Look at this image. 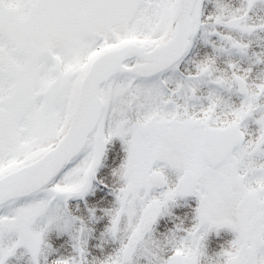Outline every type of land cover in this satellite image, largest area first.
<instances>
[{
  "label": "snow or ice",
  "instance_id": "6c2138e0",
  "mask_svg": "<svg viewBox=\"0 0 264 264\" xmlns=\"http://www.w3.org/2000/svg\"><path fill=\"white\" fill-rule=\"evenodd\" d=\"M0 264H264V0H0Z\"/></svg>",
  "mask_w": 264,
  "mask_h": 264
},
{
  "label": "flooded vegetation",
  "instance_id": "af4514ba",
  "mask_svg": "<svg viewBox=\"0 0 264 264\" xmlns=\"http://www.w3.org/2000/svg\"><path fill=\"white\" fill-rule=\"evenodd\" d=\"M212 238H215L216 242L214 243L213 246H208V255L209 256L213 255L215 252L220 251V246L227 244L234 237H233V234H231L229 231L223 230L220 232L219 236L212 234L210 239H212Z\"/></svg>",
  "mask_w": 264,
  "mask_h": 264
},
{
  "label": "trees",
  "instance_id": "16d2710c",
  "mask_svg": "<svg viewBox=\"0 0 264 264\" xmlns=\"http://www.w3.org/2000/svg\"><path fill=\"white\" fill-rule=\"evenodd\" d=\"M189 203H190L192 206H195L194 203H192V202H190V201H189ZM213 245H214V243H212L210 246H213Z\"/></svg>",
  "mask_w": 264,
  "mask_h": 264
}]
</instances>
